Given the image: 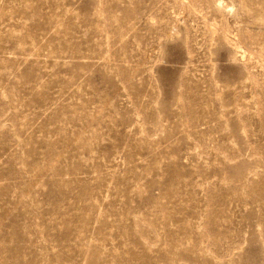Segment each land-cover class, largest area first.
Instances as JSON below:
<instances>
[{
	"label": "rangeland",
	"instance_id": "obj_1",
	"mask_svg": "<svg viewBox=\"0 0 264 264\" xmlns=\"http://www.w3.org/2000/svg\"><path fill=\"white\" fill-rule=\"evenodd\" d=\"M0 264H264V0H0Z\"/></svg>",
	"mask_w": 264,
	"mask_h": 264
}]
</instances>
